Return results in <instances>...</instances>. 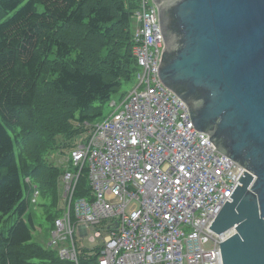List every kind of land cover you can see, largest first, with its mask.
<instances>
[{"label": "built area", "instance_id": "2783aa9c", "mask_svg": "<svg viewBox=\"0 0 264 264\" xmlns=\"http://www.w3.org/2000/svg\"><path fill=\"white\" fill-rule=\"evenodd\" d=\"M133 16L135 85L108 115L85 122L69 150L63 212L47 247L79 264L75 232L90 227V241L102 238L97 264H223L219 242L235 229L209 226L245 168L194 127L186 104L160 81L164 43L153 0H138ZM83 169L89 195L75 197Z\"/></svg>", "mask_w": 264, "mask_h": 264}, {"label": "trees", "instance_id": "16d2710c", "mask_svg": "<svg viewBox=\"0 0 264 264\" xmlns=\"http://www.w3.org/2000/svg\"><path fill=\"white\" fill-rule=\"evenodd\" d=\"M137 8L138 0H0V264L69 263L33 239L25 215L36 187L52 227L62 215L63 169L51 153L72 148L134 78ZM88 195L83 169L74 196ZM99 249H82L78 263L97 264Z\"/></svg>", "mask_w": 264, "mask_h": 264}, {"label": "water", "instance_id": "95a60500", "mask_svg": "<svg viewBox=\"0 0 264 264\" xmlns=\"http://www.w3.org/2000/svg\"><path fill=\"white\" fill-rule=\"evenodd\" d=\"M160 81L194 127L244 167L211 228L223 264H264V0H153Z\"/></svg>", "mask_w": 264, "mask_h": 264}, {"label": "rangeland", "instance_id": "374dc122", "mask_svg": "<svg viewBox=\"0 0 264 264\" xmlns=\"http://www.w3.org/2000/svg\"><path fill=\"white\" fill-rule=\"evenodd\" d=\"M135 81L132 79L129 82L123 83L120 90L112 96L111 101L114 99L117 102H119L120 97H124L126 94H128L134 87ZM110 102H106L102 109H103V115H108L112 110L113 106ZM85 135V132L78 134L75 141H79L82 136ZM67 149V148H64ZM68 150L65 152H60V150H56V152L51 153V157L54 159V161L60 165L62 168L66 167L68 165V161L66 159ZM46 201L41 195H38L35 197V202H31L29 209L25 215V218L27 219L28 215L32 216L33 225L35 229L33 230L34 234V240L41 243L43 246H46L47 240L50 238L51 235V228L52 224L46 220L45 214L43 212V208L39 205L40 203ZM40 232L39 235L36 236V232ZM92 233V229L89 227L87 228L86 232L79 233L78 230L75 232V241L78 247H86L91 248L99 243H101L102 238L96 239L95 242L90 241L89 237ZM206 248L208 245L205 246ZM50 264V263H46Z\"/></svg>", "mask_w": 264, "mask_h": 264}, {"label": "crops", "instance_id": "0c3cea01", "mask_svg": "<svg viewBox=\"0 0 264 264\" xmlns=\"http://www.w3.org/2000/svg\"><path fill=\"white\" fill-rule=\"evenodd\" d=\"M85 134H86V132H85ZM85 136V135H84ZM83 136V137H84ZM57 164V163H56ZM58 165V164H57ZM60 166V165H59ZM65 168V167H64ZM64 168H62L63 170H64ZM63 172V171H62ZM61 172V173H62ZM59 187H60V194H61V191H62V184H59ZM62 204V203H61ZM80 227V226H79ZM35 228V227H34ZM41 232V231H40ZM39 231L38 232H36V236L37 235H39V233H40ZM79 233H84V230L82 229V227H80V229H79ZM33 239H34V234H33ZM47 243V242H46ZM41 244V243H40ZM100 245V243L99 244H97V245H95V246H93V247H91V248H86V247H78L79 248V251H82V249L83 250H85V251H91L93 248H95L96 246H99ZM46 247H47V244H46Z\"/></svg>", "mask_w": 264, "mask_h": 264}, {"label": "bare ground", "instance_id": "6f19581e", "mask_svg": "<svg viewBox=\"0 0 264 264\" xmlns=\"http://www.w3.org/2000/svg\"><path fill=\"white\" fill-rule=\"evenodd\" d=\"M69 150H72L71 148Z\"/></svg>", "mask_w": 264, "mask_h": 264}]
</instances>
